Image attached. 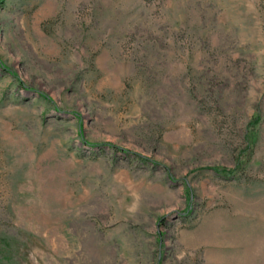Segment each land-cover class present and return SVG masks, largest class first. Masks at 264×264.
<instances>
[{
  "label": "rangeland",
  "instance_id": "374dc122",
  "mask_svg": "<svg viewBox=\"0 0 264 264\" xmlns=\"http://www.w3.org/2000/svg\"><path fill=\"white\" fill-rule=\"evenodd\" d=\"M0 60V264H264V0H0Z\"/></svg>",
  "mask_w": 264,
  "mask_h": 264
},
{
  "label": "trees",
  "instance_id": "16d2710c",
  "mask_svg": "<svg viewBox=\"0 0 264 264\" xmlns=\"http://www.w3.org/2000/svg\"><path fill=\"white\" fill-rule=\"evenodd\" d=\"M0 65L2 67L3 70L8 71L10 73H12L15 77H17L12 71L11 69L4 64L1 60H0ZM42 95V94H41ZM259 118L256 117L252 122H250L249 127H251V129L248 130V132L245 135V140H246V144L247 147H250L253 143H255V139H256V135L254 133V127L256 126V123H258ZM95 145V144H92ZM240 167V163L237 162L236 164V169H239ZM227 171V170H226Z\"/></svg>",
  "mask_w": 264,
  "mask_h": 264
}]
</instances>
